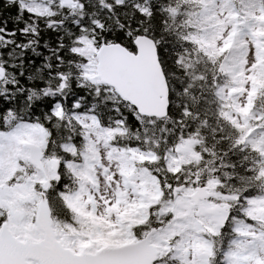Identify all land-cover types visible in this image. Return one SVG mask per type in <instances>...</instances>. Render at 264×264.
Wrapping results in <instances>:
<instances>
[{
	"label": "trees",
	"instance_id": "1",
	"mask_svg": "<svg viewBox=\"0 0 264 264\" xmlns=\"http://www.w3.org/2000/svg\"><path fill=\"white\" fill-rule=\"evenodd\" d=\"M137 35L157 45L164 118L139 115L95 74L100 44L135 51ZM0 66V224L42 238L33 214L44 176L23 147L32 141L44 149L54 229L75 252L152 227L156 264H250L264 248V0H0ZM104 160L120 181L100 217ZM182 184L176 204L205 185L222 220L202 206L172 214Z\"/></svg>",
	"mask_w": 264,
	"mask_h": 264
},
{
	"label": "water",
	"instance_id": "2",
	"mask_svg": "<svg viewBox=\"0 0 264 264\" xmlns=\"http://www.w3.org/2000/svg\"><path fill=\"white\" fill-rule=\"evenodd\" d=\"M135 51L118 42H103L96 51V76L110 86L122 101L132 105L141 116L164 118L168 115L169 85L159 60L157 45L147 35L134 38ZM0 66V78L4 77ZM28 150L27 160L44 176L42 191L36 203L33 222L43 234L42 239L33 240L30 236L23 239L15 234L10 223L0 224V264H156L159 250L153 242L156 228L152 227L141 238L121 245H104L95 251L88 246L75 252L65 247L57 238L54 230L52 210L46 192L51 185L43 163L44 150L34 142L25 141ZM59 159L50 160V170L58 177ZM185 185L172 190L173 206ZM211 191L205 185L196 186L187 195L194 207L210 200ZM168 213L159 208L160 218ZM173 213V210H172ZM22 221L23 215H17Z\"/></svg>",
	"mask_w": 264,
	"mask_h": 264
},
{
	"label": "rangeland",
	"instance_id": "3",
	"mask_svg": "<svg viewBox=\"0 0 264 264\" xmlns=\"http://www.w3.org/2000/svg\"><path fill=\"white\" fill-rule=\"evenodd\" d=\"M103 163L106 167H108L109 173L107 175H104L102 174L101 170L97 171L98 192H96L95 194V201L97 205V214L100 217H104L107 206H111L114 203L115 188L117 184H119V181H120L119 176L117 174V170H118L117 164L114 162H109L107 160H104ZM176 205H177V208L184 209V208L190 207L192 204L188 201L186 197H184L181 200H179ZM89 207H91V205H87V208ZM202 209L214 212L217 215L218 219L220 220H222V218L225 215L224 208L215 207L214 205L210 203H204L202 205ZM33 217H34V214H33ZM13 220H14L13 222L21 223L17 220L16 216H14ZM15 231L17 233V228H15ZM256 257H258V259H256ZM250 264H264V248L258 247L257 255L253 257V259L250 260Z\"/></svg>",
	"mask_w": 264,
	"mask_h": 264
},
{
	"label": "flooded vegetation",
	"instance_id": "4",
	"mask_svg": "<svg viewBox=\"0 0 264 264\" xmlns=\"http://www.w3.org/2000/svg\"><path fill=\"white\" fill-rule=\"evenodd\" d=\"M237 32V34H238V37H240L241 36V32H240V30H237L236 31ZM249 59H251V60H254V54H253V48L251 47L250 48V52H249ZM16 218H17V220L19 221V219H18V217L16 216ZM22 220H23V218H22ZM19 222H22V221H19ZM11 226H12V223H11ZM17 236H19L18 234H16ZM26 236H29V235H25V236H23V237H20V238H24V237H26ZM32 238V237H31ZM33 239V238H32ZM40 240V239H39ZM60 240V239H59ZM61 241V240H60ZM61 243L63 244V245H65V243H63L62 241H61ZM66 247H69V246H67V245H65Z\"/></svg>",
	"mask_w": 264,
	"mask_h": 264
},
{
	"label": "crops",
	"instance_id": "5",
	"mask_svg": "<svg viewBox=\"0 0 264 264\" xmlns=\"http://www.w3.org/2000/svg\"><path fill=\"white\" fill-rule=\"evenodd\" d=\"M99 47V46H98ZM97 51V50H96ZM95 65H96V52H95ZM95 74H96V69H95ZM97 77V76H96Z\"/></svg>",
	"mask_w": 264,
	"mask_h": 264
},
{
	"label": "bare ground",
	"instance_id": "6",
	"mask_svg": "<svg viewBox=\"0 0 264 264\" xmlns=\"http://www.w3.org/2000/svg\"><path fill=\"white\" fill-rule=\"evenodd\" d=\"M253 66V65H252ZM32 142V141H31ZM21 143V142H20ZM25 152V151H24Z\"/></svg>",
	"mask_w": 264,
	"mask_h": 264
}]
</instances>
